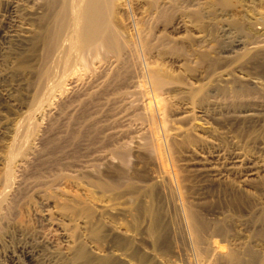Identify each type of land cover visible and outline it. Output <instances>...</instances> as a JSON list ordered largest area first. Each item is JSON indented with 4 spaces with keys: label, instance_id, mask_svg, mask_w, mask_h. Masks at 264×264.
Segmentation results:
<instances>
[{
    "label": "rangeland",
    "instance_id": "obj_1",
    "mask_svg": "<svg viewBox=\"0 0 264 264\" xmlns=\"http://www.w3.org/2000/svg\"><path fill=\"white\" fill-rule=\"evenodd\" d=\"M114 11L122 59L65 62L46 0H0V264H264V0Z\"/></svg>",
    "mask_w": 264,
    "mask_h": 264
},
{
    "label": "bare ground",
    "instance_id": "obj_2",
    "mask_svg": "<svg viewBox=\"0 0 264 264\" xmlns=\"http://www.w3.org/2000/svg\"><path fill=\"white\" fill-rule=\"evenodd\" d=\"M118 1H120L121 5H126L127 7L130 6V0H46V12L43 17L41 15L43 19V22H41V24L42 23L44 24L43 25L40 24L41 32L38 33L39 36L37 37V40L42 42L41 44L43 46L42 45L41 46L43 47L42 49L45 50L46 53L45 55L55 53L54 56L56 58L58 57V55H63L65 62H69L72 58H77V60L79 58L81 62L82 61L88 62L89 61L88 57L90 55L97 56V54L99 55L101 51H104L109 54H113L114 56L118 57V59L119 57L121 58L123 56V53H126L122 43L123 39L121 40L124 29L121 32L120 29L118 28V25L116 26V23H114L113 21L115 19L112 18V16H114L112 15V13ZM156 4L157 5H154V9L156 8L158 9V3ZM1 32L2 31L0 29V34ZM16 37H18V35L17 36L15 35V38ZM31 44H33V42ZM56 54L58 55L56 56ZM56 62H58V60ZM88 63L86 64L88 65ZM49 72H50L49 70L44 69L42 75H48ZM152 73H153L152 74L153 76L151 77L152 82L155 84L159 83L161 81V77L159 73H155V74L154 72ZM51 74H49L50 77L52 76ZM47 77L49 76H46V78ZM52 81H50L51 86L55 83V82L52 83ZM16 125L17 126L15 127V129L17 130L20 129V126L18 124ZM237 158H239V156H237ZM205 171L214 176L219 175L217 172L212 171L210 169H206ZM3 194L4 192H1L0 197ZM40 217L44 218L48 222V224L52 227L53 225L59 226L61 228V234L69 238L68 229L62 227L59 224L54 223L52 221V217L48 210H46L45 213ZM189 231H190L189 233L191 236V241L195 248L194 250L196 251L197 248L196 241L192 236V231L190 229ZM40 238H41V243L44 246L48 247L49 250H52L55 253L63 248V245L58 241V237L55 229H49L46 232H42ZM69 241L70 239H67L65 241L66 242L65 244L67 245V242ZM20 252L24 259L21 260L20 259L21 257L19 258L16 256L14 258L15 264H46L44 260L41 258L42 256L39 255L35 249L28 250L26 248H22ZM197 262L198 264H236L237 260L233 258V256H231L230 253H228L224 256H219L217 254H212V255L209 254L197 260Z\"/></svg>",
    "mask_w": 264,
    "mask_h": 264
}]
</instances>
